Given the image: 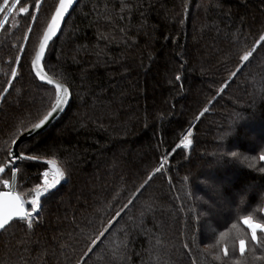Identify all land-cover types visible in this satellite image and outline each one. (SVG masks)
Instances as JSON below:
<instances>
[{"label":"trees","instance_id":"16d2710c","mask_svg":"<svg viewBox=\"0 0 264 264\" xmlns=\"http://www.w3.org/2000/svg\"><path fill=\"white\" fill-rule=\"evenodd\" d=\"M57 1L19 0L0 29V191L49 110L31 59ZM262 38L264 0H79L43 63L71 100L18 145L37 159L15 190L31 212L45 162L65 175L0 231V264H264L241 220L264 222Z\"/></svg>","mask_w":264,"mask_h":264},{"label":"snow or ice","instance_id":"6c2138e0","mask_svg":"<svg viewBox=\"0 0 264 264\" xmlns=\"http://www.w3.org/2000/svg\"><path fill=\"white\" fill-rule=\"evenodd\" d=\"M9 0H4V4H8ZM75 0H59L56 5L50 20L47 23V26L42 34V37L39 39L37 46L34 49L32 59H31V68L33 70V75L39 81H44L45 77L42 74V62L45 61L47 56V50L50 43L56 38L59 30L61 29L62 21L64 20L66 14L69 13L72 8ZM40 5V0H36V7L38 8ZM15 6V5H13ZM21 13L28 12V9L21 7ZM35 18V17H34ZM262 42H264V38H262ZM249 53L247 56H244L243 59L245 61L249 60ZM19 57H17V61H19ZM15 69L12 72V75L16 76ZM48 85H53L52 80H48L46 82ZM71 100V96L69 94V89L65 87L62 83L56 82L54 83L52 96L50 97L49 102V110H47L42 116H40L36 122L31 124L30 128H26L25 131L28 132H36L42 127H44L57 112H60L65 107L68 106ZM191 143V141H189ZM234 155V154H233ZM11 156V153H10ZM30 159L36 160L37 157H25L23 152H17L14 156H11L12 161ZM261 160H264V155H261ZM47 165L51 166V169L45 168V170L41 173L42 183L37 184L33 189L34 195L30 201L32 211L29 212L25 208V201L22 199L20 194L13 193L12 191H0V229H4L6 225L9 224L10 221H13L14 218H17L21 221L25 220V218H31L32 213L36 212L40 207L41 197L47 195L51 192L52 189L56 188L58 184H60L61 180L64 178V172L57 167L56 161L54 159H49L45 162ZM161 169H158V172H161ZM4 168L0 167V173L4 172ZM51 173V176H50ZM9 182L7 180L4 181V184L7 185ZM147 185H145L146 187ZM143 193V189L141 192L137 194L141 195ZM261 211H264L262 209ZM242 223L250 230V239L251 241L258 240V232H264V222L257 220L253 214L244 215L242 218ZM253 228L255 231H253ZM103 237H101L100 242H102ZM96 243V241H93ZM246 248V241L241 239L239 241V249L243 253ZM227 252V249H225Z\"/></svg>","mask_w":264,"mask_h":264},{"label":"water","instance_id":"95a60500","mask_svg":"<svg viewBox=\"0 0 264 264\" xmlns=\"http://www.w3.org/2000/svg\"><path fill=\"white\" fill-rule=\"evenodd\" d=\"M79 0H75V3L73 4V6H72V8L70 9V11H69V13L68 14H66V16H65V18H64V20L62 21V25H61V29L59 30V32H58V34H57V36H56V38L58 37V35L60 34V32H61V30H62V28H63V26H64V23H65V21L67 20V18H68V16L70 15V13L72 12V10L74 9V7L76 6V4H77V2H78ZM58 2H59V0L57 1V3H56V5L58 4ZM56 7V6H55ZM55 9V8H54ZM54 11V10H53ZM53 13V12H52ZM9 15V11H8V14H7V16ZM52 15V14H51ZM7 16H6V18H5V20H4V22H6V20H7ZM49 20H50V18H49ZM4 22L1 24V27L3 26V24H4ZM47 26V25H46ZM1 27H0V29H1ZM46 28V27H45ZM45 30V29H44ZM42 37V36H41ZM55 39V38H54ZM52 43V42H51ZM50 43V44H51ZM50 46V45H49ZM49 48V47H48ZM48 51V50H47ZM43 63L44 62H42V69H43V72H42V74L44 75V77H45V80L44 81H39L37 78V80L40 82V83H43V84H46V85H48L46 82L48 81V80H52L53 81V85H48V86H50V87H53L54 86V83H56V82H59V83H62L65 87H67L68 89H69V87L65 84V83H63V82H61V81H59V80H57V79H55L54 77H52L50 74H48L47 73V71L44 69V67H43ZM32 69V68H31ZM32 73H33V70H32ZM69 94H70V96H71V91H70V89H69ZM66 108L67 107H65L63 110H61L60 112H57L56 114H55V116L44 126V127H42L41 129H39L38 131H36V132H33V133H31V132H28V131H24L22 134H20L19 136H18V138L15 140V142H14V144H13V147H12V151H13V154L15 155L17 152H19L18 151V145L22 142V141H25V140H28V139H30L31 137H33L34 135H36V134H39L40 132H42V131H44L54 120H56L57 118H59L62 114H63V112L66 110ZM25 157H27V156H25ZM15 174H16V172L15 171H13L12 172V174H11V180H10V185H9V189H4V190H1V191H12L13 193H17L16 192V190H15ZM25 208H26V206H25ZM26 210H27V208H26ZM38 210V209H37ZM28 211V210H27ZM37 212V211H36ZM36 212H33V213H36ZM25 219H27V218H25ZM15 220H19V219H17V218H14L13 219V221H15ZM12 221H10L9 222V224L11 223ZM8 224V225H9ZM8 225H6V226H8ZM5 226V227H6ZM3 229H0V231H2Z\"/></svg>","mask_w":264,"mask_h":264},{"label":"rangeland","instance_id":"374dc122","mask_svg":"<svg viewBox=\"0 0 264 264\" xmlns=\"http://www.w3.org/2000/svg\"><path fill=\"white\" fill-rule=\"evenodd\" d=\"M19 3V0H9V3L7 4V7L5 8H3V6L5 5V4H3L2 6H1V10H0V27H1V24L4 22V20H5V18H6V16H7V14H8V11H9V14L11 13V12H13L14 10H15V8H16V5ZM13 5H15V6H13ZM5 9V10H4ZM3 10V11H2ZM9 16V15H8ZM8 16H7V18H8ZM7 21V20H6ZM5 23V22H4ZM10 157V156H9ZM10 162H11V158H9V163L8 164H10ZM1 167V166H0ZM13 172V171H12ZM1 174V173H0ZM50 176H51V173H50ZM5 180H7L9 183H10V180H11V178L10 179H3L2 180V184H3V186H2V188H3V190L4 189H6V187H9V185L7 186V185H5L4 184V181ZM250 231V230H249ZM253 231H255V229L253 228Z\"/></svg>","mask_w":264,"mask_h":264},{"label":"built area","instance_id":"2783aa9c","mask_svg":"<svg viewBox=\"0 0 264 264\" xmlns=\"http://www.w3.org/2000/svg\"><path fill=\"white\" fill-rule=\"evenodd\" d=\"M11 156H14V154L11 153ZM11 156H10V158H11ZM15 162H16V161H12V160H11V162H10L12 171H15ZM8 185H9V184H8ZM8 185H7V186H8ZM6 189H9V187H6Z\"/></svg>","mask_w":264,"mask_h":264}]
</instances>
